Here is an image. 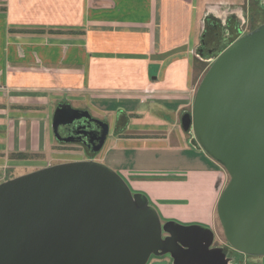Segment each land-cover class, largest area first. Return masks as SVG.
Instances as JSON below:
<instances>
[{
  "label": "crops",
  "instance_id": "crops-1",
  "mask_svg": "<svg viewBox=\"0 0 264 264\" xmlns=\"http://www.w3.org/2000/svg\"><path fill=\"white\" fill-rule=\"evenodd\" d=\"M199 4L0 0V184L12 169L43 168L56 155L69 158L57 152L51 131L56 105L67 103L108 125L95 161L145 195L160 220L202 226L222 243L215 209L227 174L206 154L192 157L179 149L180 118L191 111L199 79ZM34 30L44 34L21 33ZM154 153L166 154L169 167L152 166ZM73 157L63 163L82 159ZM242 257V264H255ZM149 264L172 259L151 257Z\"/></svg>",
  "mask_w": 264,
  "mask_h": 264
},
{
  "label": "water",
  "instance_id": "water-1",
  "mask_svg": "<svg viewBox=\"0 0 264 264\" xmlns=\"http://www.w3.org/2000/svg\"><path fill=\"white\" fill-rule=\"evenodd\" d=\"M85 119L87 111L58 104L51 128ZM180 128L227 174L216 217L227 246L264 257V24L229 44L202 77ZM214 233L202 226L162 223L145 195L131 193L107 166L76 161L0 184V264H231Z\"/></svg>",
  "mask_w": 264,
  "mask_h": 264
},
{
  "label": "rangeland",
  "instance_id": "rangeland-1",
  "mask_svg": "<svg viewBox=\"0 0 264 264\" xmlns=\"http://www.w3.org/2000/svg\"><path fill=\"white\" fill-rule=\"evenodd\" d=\"M199 7L201 8V12H203V30L207 28L208 23L210 22L209 20H207L210 14L217 18H224L226 16H230L234 14L239 18L241 24L239 25V29H240L239 33L235 32L234 30L232 34L233 35L232 38H229L212 55L210 56L205 55L199 58L198 53H196L197 48L195 47L194 55L199 59L195 61V64H194L195 71L197 70V74L199 76V79L196 85L197 87L202 77L204 76L208 68L210 67L212 61L217 57V55L220 52H222L229 44H231L234 40H236L240 36L248 34L252 32L253 30H255L256 28H258L259 26L264 24V0H200ZM198 26L200 29L201 22L200 24L198 23ZM60 103H63V102H59L58 104ZM71 107L75 109L73 105ZM180 134L182 135L183 140H184L183 141L184 147L179 148V149H181L183 153H185L188 156H192V157H197V154L199 153H200L199 155H202V156L203 154H205L197 146L192 144L194 139L192 138L190 133H183L182 130H180ZM186 135L188 138H186ZM187 139L189 140L187 141ZM189 141H192V143H190ZM54 143L55 145H57L56 146L57 152L60 154L69 155V158H60L57 155L53 157H47L45 160V163L47 165L46 167L63 164V161L68 160V159L73 160L74 158L73 155H79L80 157H82V159H85L83 156L82 149L77 147V145L57 144L56 141ZM169 148L172 149L173 147L170 146ZM96 157L97 156H95V158ZM148 159H151L150 162L152 166L156 168L157 167H162V168L169 167V162L167 161L166 154L164 153H154ZM46 167H43V168H46ZM43 168L35 169V167H30V168H25V169H12V171H8L7 178H9L8 180H10V178L11 179L18 178V177L27 175L29 173H32L34 171H37ZM227 179L229 180L228 176H227ZM131 193H136V192L131 190ZM161 222L164 223V221L162 220ZM217 224L219 226L218 220H217ZM217 232H218V229H217ZM219 235H220V238H222L224 243L223 242L219 243L215 238L212 247L222 248L226 254V257L231 259V264H242L241 262L243 261L242 259L244 258L240 254H237L236 252L231 250L228 246H226L227 244L223 238V234L221 230L219 231ZM245 259L249 261H253L250 263L264 264V257H246ZM147 264H149V261Z\"/></svg>",
  "mask_w": 264,
  "mask_h": 264
},
{
  "label": "flooded vegetation",
  "instance_id": "flooded-vegetation-1",
  "mask_svg": "<svg viewBox=\"0 0 264 264\" xmlns=\"http://www.w3.org/2000/svg\"><path fill=\"white\" fill-rule=\"evenodd\" d=\"M207 20H209L210 22L208 23L207 28L203 30V38L200 41L199 47L197 48V53L201 57L205 55H212L229 38H232L234 30L237 33H239L240 31V20L234 14L226 16L224 18H217L210 14ZM91 118L95 119L93 117ZM58 133L62 139L69 138L71 142H57V144L77 145V147L82 149L83 156L85 159H81L79 161H95V156H97L105 146L109 134V127L106 139L98 152H94V149L98 145V140L101 137L102 129L100 126H98L92 121L85 119L75 120L70 125L59 126Z\"/></svg>",
  "mask_w": 264,
  "mask_h": 264
},
{
  "label": "trees",
  "instance_id": "trees-1",
  "mask_svg": "<svg viewBox=\"0 0 264 264\" xmlns=\"http://www.w3.org/2000/svg\"><path fill=\"white\" fill-rule=\"evenodd\" d=\"M21 33H24V34H33V35H41V34H44V31H42V30L22 31ZM70 33L71 32L53 31V30H48L47 31V34H49V35H65V34H70ZM18 158L24 159V158H28V156L27 155H18Z\"/></svg>",
  "mask_w": 264,
  "mask_h": 264
}]
</instances>
